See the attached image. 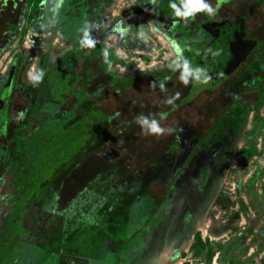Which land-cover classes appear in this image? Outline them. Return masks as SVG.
I'll use <instances>...</instances> for the list:
<instances>
[{
  "label": "rangeland",
  "instance_id": "obj_1",
  "mask_svg": "<svg viewBox=\"0 0 264 264\" xmlns=\"http://www.w3.org/2000/svg\"><path fill=\"white\" fill-rule=\"evenodd\" d=\"M25 1L0 0V77L14 56L31 60L19 67L11 125L0 140L1 242L11 201L21 196L26 175L21 138L38 130L55 131L63 126L57 120L68 114L70 122L80 119L92 108L108 122L98 138L92 136L86 153L45 183L39 200L27 203L21 220L25 237L19 244L3 245L13 252L0 264H24L20 259L26 252L32 264H264V56L258 70L259 62L248 61L215 87V79L201 82L206 75L193 86L189 76L185 86L181 73L161 87L157 78L179 60L175 41L157 26L165 0H45L24 41L18 43L17 34L5 46L10 36L5 23L21 30ZM210 1L205 0L213 8L216 0ZM221 7L215 18L244 16L264 43L263 11L246 0H228ZM171 18H165L166 24ZM121 21L128 29L123 38L114 31ZM86 27L95 40L93 48L81 45ZM101 48L119 60L109 69L113 77L104 72V55L96 53ZM59 71L77 76L76 90L84 102L71 111L75 100L68 99L52 121L45 112L51 104L49 89L40 77ZM32 74L39 80L29 86ZM235 101L247 104L249 114L213 196L189 235L177 239L166 234L155 215L167 177L161 167L172 160L169 148L181 145L185 131L187 139H200L225 105ZM141 115L156 119L165 132L146 133L136 122ZM185 147L189 158L192 146ZM171 151L170 156L177 155Z\"/></svg>",
  "mask_w": 264,
  "mask_h": 264
},
{
  "label": "flooded vegetation",
  "instance_id": "obj_2",
  "mask_svg": "<svg viewBox=\"0 0 264 264\" xmlns=\"http://www.w3.org/2000/svg\"><path fill=\"white\" fill-rule=\"evenodd\" d=\"M227 2L228 0H216L213 7L216 10L215 14ZM212 3L213 1H210L211 5ZM250 4L252 5V3ZM254 10L260 9L254 8ZM261 11L264 12V10ZM214 15H209L206 12L194 13L192 17L182 18L184 20L182 23L174 12L169 16L173 17L169 24H166L167 20L163 17L157 26L163 34L175 41L179 51V60L172 70L157 78L158 86L169 81L171 76L176 73H181L182 65L185 63L193 73L190 76L192 86L196 75H199L200 79L206 75L210 76L211 80L217 81V84H213L215 87L239 71L248 61L259 62L256 69L260 68V58L262 59L264 56V43L255 34V30L250 29L245 17L218 19ZM196 17L199 19L196 20ZM241 35H244V39H241ZM241 42H248L254 46L246 59L232 68L231 65L238 59V56L233 58L234 54L228 48L230 45L232 48L235 46V55L240 54L244 49ZM30 62V59L23 60L21 56L16 55L6 73L0 77V140L5 137L7 128L11 125L10 106L13 103V97L20 89L17 81L19 67L22 63L27 66V64H31ZM21 82L26 85L24 78L21 79ZM33 83L34 81L30 82L29 86ZM254 84L256 87V80H254ZM200 88L208 89L209 87L200 86ZM246 110H248L247 104L239 101L225 105L200 139H187L185 137L187 131H185L184 137L179 139L182 141L181 145L169 148L168 154L172 160L167 164L166 160L163 161V163L165 162L164 166L161 164L163 166L161 170L162 172L167 171V177L157 201L155 215V220H160V228L166 234L173 235L177 239L189 235L195 220L213 196L220 175L227 165L228 155L235 149L244 130L245 126L240 127ZM186 144L189 147L192 146V154L189 158L184 153V150L187 149ZM172 149L177 152L174 157L170 156ZM1 150L0 147V167L4 161Z\"/></svg>",
  "mask_w": 264,
  "mask_h": 264
},
{
  "label": "trees",
  "instance_id": "obj_3",
  "mask_svg": "<svg viewBox=\"0 0 264 264\" xmlns=\"http://www.w3.org/2000/svg\"><path fill=\"white\" fill-rule=\"evenodd\" d=\"M246 1L252 3L254 8L264 10V0ZM44 3L45 0L25 1L24 25L20 31L15 26L5 23V29L8 36L10 35L8 41L6 40L5 46L18 33L20 34L19 43L24 41L28 28L36 22L38 16H41V6ZM171 5L181 9L182 0H165L162 4V7L165 6L164 9H158L163 14V17L166 18L173 14ZM7 33H4V35L7 36ZM104 50L101 48L96 53L103 54ZM108 53L104 72L113 77L109 69L113 64L119 63V60L113 57L112 52L108 51ZM69 72H53L40 77L43 84L49 89L51 104L44 111L47 112L52 121L57 120V114L68 99L75 100L71 111L84 102L83 94L76 90L79 80L77 76L71 75ZM261 94H264V92ZM248 114L249 110H246L240 128L245 126ZM69 116L70 114L67 115V118ZM67 118L64 121H56L61 122L63 126L55 131L38 130L29 134L26 138H21L22 145H20L19 151L26 160V175L20 184L22 194L18 199H12V208L5 220V229L1 237V240H3L2 242L0 241V263L11 258L13 252V250L3 245L13 241L18 243L25 237L21 220L25 216L27 203L31 200H39L44 193L42 186L55 179L58 173L66 171L75 164L86 153V149L89 148L90 143L93 141L92 136L95 135L98 138L108 122V119L96 108L90 109L87 115L80 119L70 122V119ZM15 168V166H12L10 171L14 172ZM23 248L19 252H22Z\"/></svg>",
  "mask_w": 264,
  "mask_h": 264
},
{
  "label": "clouds",
  "instance_id": "obj_4",
  "mask_svg": "<svg viewBox=\"0 0 264 264\" xmlns=\"http://www.w3.org/2000/svg\"><path fill=\"white\" fill-rule=\"evenodd\" d=\"M152 2L154 3L155 0H152ZM171 7L175 10V15L182 18L192 17L194 13H199V12H206L209 15H214L216 11L214 8H212L210 4L206 3L205 0H182V10L175 8V5H171ZM122 24L123 21H121L116 26L114 31L119 32L121 37L123 38L127 34L128 29L122 27ZM140 36L141 38H146L143 32L140 33ZM81 45L86 48H93L95 46V40L89 37L87 27L84 30V38L81 41ZM103 55L105 57V60H107V57L109 55L108 51L104 50ZM192 75L193 73L191 69L188 68L187 63L183 64L180 80L185 86H187L189 83L188 77ZM29 79L31 81H36L39 80V76L29 75ZM195 79L197 81H200L199 75H196ZM209 80H211V77L205 76V78L201 82L206 84L208 83ZM161 87H163V84H161ZM178 95L179 93H177V96ZM168 103H171V100H169ZM136 122L148 134L160 135L165 132V129L160 126V124L156 119H149L141 115L136 118Z\"/></svg>",
  "mask_w": 264,
  "mask_h": 264
},
{
  "label": "water",
  "instance_id": "obj_5",
  "mask_svg": "<svg viewBox=\"0 0 264 264\" xmlns=\"http://www.w3.org/2000/svg\"><path fill=\"white\" fill-rule=\"evenodd\" d=\"M243 37H244V35H241V39H244ZM241 44H242L241 46H244L243 47L244 49L241 50L240 54H236L235 55V46H233V48H232V45H230V47L228 48V50L232 51V53L234 54L233 55V58L235 56L236 57L238 56V59L236 61H234L233 64L231 65L232 68L236 67L240 62H242L243 60H245L246 57H247V55H248V53L252 50V48L254 46V44H249L248 42H244V43L241 42ZM236 48L239 49L238 46H236Z\"/></svg>",
  "mask_w": 264,
  "mask_h": 264
},
{
  "label": "crops",
  "instance_id": "obj_6",
  "mask_svg": "<svg viewBox=\"0 0 264 264\" xmlns=\"http://www.w3.org/2000/svg\"><path fill=\"white\" fill-rule=\"evenodd\" d=\"M14 1V0H13ZM12 3V8H14L15 6H16V4L14 3V2H11ZM2 5V4H1ZM6 8V7H5ZM4 8V9H5ZM0 11H3V10H1V8H0ZM13 40V39H12ZM12 40L11 41H9V43H8V45L9 44H11V42H12ZM18 43H19V39H18ZM8 45H6V46H8ZM32 246H29V248H31ZM35 248V247H34ZM34 248H31V249H34ZM40 249H43V248H40ZM43 250H45V251H47L45 248L43 249ZM14 260V259H13ZM21 261H23L24 262V264H32V262L34 261V259H31V257L30 256H28V254H27V252L25 253V255L20 259ZM5 261H8L7 259L6 260H3V261H1V262H5ZM16 261V262H15ZM14 262H15V264H20L19 263V260H14Z\"/></svg>",
  "mask_w": 264,
  "mask_h": 264
},
{
  "label": "bare ground",
  "instance_id": "obj_7",
  "mask_svg": "<svg viewBox=\"0 0 264 264\" xmlns=\"http://www.w3.org/2000/svg\"><path fill=\"white\" fill-rule=\"evenodd\" d=\"M142 71V69H140Z\"/></svg>",
  "mask_w": 264,
  "mask_h": 264
}]
</instances>
